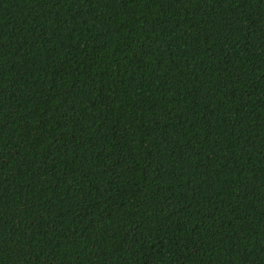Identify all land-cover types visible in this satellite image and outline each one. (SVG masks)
<instances>
[{"label":"trees","instance_id":"obj_1","mask_svg":"<svg viewBox=\"0 0 264 264\" xmlns=\"http://www.w3.org/2000/svg\"><path fill=\"white\" fill-rule=\"evenodd\" d=\"M0 264H264V0H0Z\"/></svg>","mask_w":264,"mask_h":264}]
</instances>
